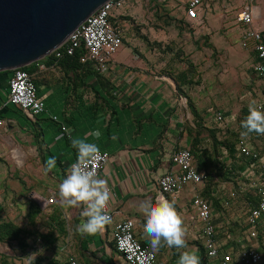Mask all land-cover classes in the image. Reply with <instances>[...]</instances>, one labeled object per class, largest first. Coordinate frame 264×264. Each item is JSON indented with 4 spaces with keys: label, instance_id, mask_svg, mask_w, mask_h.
<instances>
[{
    "label": "crops",
    "instance_id": "1",
    "mask_svg": "<svg viewBox=\"0 0 264 264\" xmlns=\"http://www.w3.org/2000/svg\"><path fill=\"white\" fill-rule=\"evenodd\" d=\"M159 1L165 2L164 7L148 9L149 14L144 11L142 0H125L124 6L114 11L113 21L123 36V44L107 71L97 70L92 63H85L90 70L86 67L69 73L58 64H38L33 76L47 112L36 120L7 104L13 72L0 75V117L5 122L0 130V220L10 219L29 231V255L22 257L15 242L0 244V252L5 253L1 247L10 246L26 263L39 257L44 263L55 259L60 264H70L69 259L74 257L85 264H128L115 246V224L134 218L136 237L150 246L143 233L140 204L163 197L158 180L166 173H178L172 155L188 147L193 152L198 148L209 149L203 155L201 150L197 151L199 155L194 156V164L206 174V181L188 184L176 198L165 196L174 203L183 221L187 247L165 245L156 251L158 260L177 264L182 251H191L199 257L200 264H204V252L205 264H219L218 258L206 254L207 224L200 219L193 202L199 195L210 202L211 223L220 251L230 252L237 260L243 248L253 247L262 253L259 264H264V216L257 226V238L250 235L248 222L250 210L259 200L258 186L264 183V135L253 132L246 138L241 136L245 131L241 121L246 118L244 111L248 112L249 104L255 102L254 106L258 109L262 106L260 110H264V79L254 70L257 60L254 41L245 37L247 27L237 21V14L246 4L243 0H219L228 13L223 16L225 24L235 13L234 34L238 39L234 47L228 46L233 47L231 57L215 58L194 57L201 51V46L194 43V39L202 36L197 28H203V34L209 35L219 47L216 41L219 35L215 32L219 27L208 24L214 0H202L199 17L192 21L185 9L191 0H181L183 6L177 5V0ZM262 2L253 0L249 5L258 13L257 25L264 28ZM158 12L170 17L158 22L145 17ZM190 64L194 65L193 83L184 86L186 96L177 89L173 77ZM210 69L216 71L211 83ZM242 82L244 92L240 90ZM212 83H215L211 86L212 93L215 97L218 94L220 101L208 98ZM190 101L208 128L200 135L191 131L196 123ZM218 111L224 113V122L217 120ZM53 115L59 120H53ZM63 125L67 130L62 129ZM209 129L216 130V138L223 142L216 152H211L213 138ZM97 132L98 137L94 135ZM77 138L110 153L98 178L106 180L111 189L108 205L113 218L111 224L94 235L76 231L86 219L81 216L83 208H64L58 198L60 183L77 160V150L71 143ZM241 140L257 158L241 154ZM53 157L56 166L45 173L46 162ZM32 195L44 200L54 195L57 201L45 210L40 207L42 213L36 224L30 226L28 213L32 201H36ZM6 206L8 214L2 211ZM56 209L60 217L50 218ZM59 221H64L65 231H61ZM50 231L57 240L46 247L38 233Z\"/></svg>",
    "mask_w": 264,
    "mask_h": 264
},
{
    "label": "built area",
    "instance_id": "2",
    "mask_svg": "<svg viewBox=\"0 0 264 264\" xmlns=\"http://www.w3.org/2000/svg\"><path fill=\"white\" fill-rule=\"evenodd\" d=\"M243 1L246 6L237 14V21L247 27L245 37L254 41L257 53L254 70L259 77L264 79V28L257 25L258 13L254 7L249 5L253 0ZM124 4L125 0H109L103 4L69 36L64 44L53 52L55 57L60 59L64 55H74L79 49H83L85 51L82 57L84 63H92L101 72L107 71L123 44V36L115 25L113 16L114 11L122 8ZM202 4V0H191L185 7L186 15L191 21L199 17V8ZM7 104L20 108L31 120H36L38 116L47 112L46 102L38 95L33 75L24 68L13 70L9 80ZM261 107L259 106L260 109ZM216 115L219 122H224L223 112L218 111ZM51 117L55 121L59 120L56 115ZM4 123V119L0 117V130ZM62 129L67 130V126L63 125ZM239 144L242 155L251 159L257 158V155L248 149L244 140H241ZM109 158L108 151L100 150L99 157L89 165L90 169L96 172L97 177L104 170ZM172 160L178 167V173H166L158 180L163 198L166 195L176 198L188 184L197 185L206 181V174L199 171L194 164V154L190 148L183 147L175 151ZM258 190L259 200L257 205L250 210L248 217L250 235L253 238H257V226L264 216V183L258 186ZM32 198L44 210L57 201L54 195L45 200L36 195H32ZM193 202L198 209L200 219L207 224L204 229L205 249L210 258H218L219 264H259L263 255L253 247L243 248L237 260L230 252L222 253L217 242L215 226L211 223L210 202L199 195L194 197ZM106 211L112 219L113 212L110 211L109 205ZM135 228L136 220L126 218L117 222L113 229L116 249L125 261L128 264H165L158 260L156 252H153L149 245L143 244L136 237ZM69 260L70 264H85L74 257Z\"/></svg>",
    "mask_w": 264,
    "mask_h": 264
},
{
    "label": "clouds",
    "instance_id": "3",
    "mask_svg": "<svg viewBox=\"0 0 264 264\" xmlns=\"http://www.w3.org/2000/svg\"><path fill=\"white\" fill-rule=\"evenodd\" d=\"M249 104L248 115L241 121L242 137L250 133L264 135V110ZM97 137L99 133H95ZM72 147L77 150V160L67 172L66 178L59 185L58 198L64 208H83L81 216L84 221L77 226L76 231L81 235H94L102 232L106 225L111 224V216L107 213L111 192L107 181L97 177L89 165L100 155L99 147L86 139H73ZM56 166V159L49 158L45 165V173ZM140 209L144 216L142 225L145 239L153 252L161 247L185 249V229L183 221L176 211L173 202L160 197L156 202L143 201ZM177 264H200L195 252L182 251Z\"/></svg>",
    "mask_w": 264,
    "mask_h": 264
},
{
    "label": "water",
    "instance_id": "4",
    "mask_svg": "<svg viewBox=\"0 0 264 264\" xmlns=\"http://www.w3.org/2000/svg\"><path fill=\"white\" fill-rule=\"evenodd\" d=\"M109 0H0V72L51 54Z\"/></svg>",
    "mask_w": 264,
    "mask_h": 264
},
{
    "label": "trees",
    "instance_id": "5",
    "mask_svg": "<svg viewBox=\"0 0 264 264\" xmlns=\"http://www.w3.org/2000/svg\"><path fill=\"white\" fill-rule=\"evenodd\" d=\"M85 51L83 49H79L76 54L74 55H64L62 58L57 59L54 54H51L50 56L39 60L35 63H32L28 66L23 67L25 70L30 72L32 75L35 73L39 68L38 64L41 62L46 63L47 65H55L56 61L57 64L61 66V69H63L65 72H77L80 69H86V67L90 70L91 67L85 66V63L82 61V57L84 56ZM13 71H3L0 72L1 74H9L12 73ZM194 73V65L190 64L189 68L187 70H184L182 72H179L176 76H174V80L176 81L177 89L180 91V93L184 94L187 96V93L184 89V86H189L190 84L193 83V77L192 74ZM34 77V76H33ZM36 78H34L35 80ZM8 91H9V83H8ZM190 100V99H189ZM190 106L192 107V113L195 117V123L196 127L195 129H192L191 131L195 130V133L200 135L203 130H208V128L204 127L202 120L199 118V112L197 111L195 104L190 101ZM244 115L247 116L248 112L247 110L244 111ZM209 134L212 136V141H213V151L211 152H216L220 146L221 141H218V139L215 136L216 130H210L209 129ZM226 145H231L230 143H225ZM201 150V154L203 155L204 153L208 152L209 149H197V151ZM193 152L194 156L197 155L198 153ZM199 155V154H198ZM57 209L54 210V215H51L50 218L58 219L60 217V214H57ZM42 213L41 208L39 204L36 201H32L30 205V210L28 213V222L30 226L36 224V220L38 219L39 215ZM61 231H65V224L64 221H59ZM29 231L26 229L20 227L17 223L10 219H2L0 220V244H11L13 242L17 243V246L19 250L22 252V257H26L29 255L28 253V239H27V234ZM38 238L44 243V246L46 247H51L57 240V237L55 233L52 231L48 233H38ZM207 254V252H206ZM204 264L206 262L205 258V252L203 253V258H202ZM0 264H17L15 261H11L10 257L7 256L5 253L0 252ZM25 264H60L58 263L57 260L51 259L50 261L44 263L43 260L39 257L33 258L29 260L28 263Z\"/></svg>",
    "mask_w": 264,
    "mask_h": 264
},
{
    "label": "rangeland",
    "instance_id": "6",
    "mask_svg": "<svg viewBox=\"0 0 264 264\" xmlns=\"http://www.w3.org/2000/svg\"><path fill=\"white\" fill-rule=\"evenodd\" d=\"M183 1L186 2L188 0H183ZM177 3H178L177 5L183 6L181 0H177ZM213 3L215 5H213ZM213 3H211V7H210L211 9L209 11L210 15H209L208 24L212 23L213 25H217L216 27H219V30L217 29L215 31L218 33L217 35H219V38L216 39L219 47H217L214 44L212 38L209 35L203 34V28H200V29L197 28V30L194 28L197 31L198 35H202V36H199L198 39H194V43L197 44L198 46H201V51L197 52L196 56H194V57H215V58L216 57H231L230 56L231 51H232L234 45L236 44L235 41L238 39V37L234 34L235 33V27H236L235 22H234L235 21V18H234L235 13H232L233 16H230L228 24H225V22H224L225 19L223 16L224 15L226 16V14L228 15L226 8L222 5V2L219 0H214ZM164 4H165V2H161L159 0H142L143 9L148 14L151 13V10H148V9L161 8V7H164ZM262 6L264 8V2H262ZM148 14L145 15L147 20H152L154 22L163 21L164 17H170L169 15H165L162 12H158L156 14H151V15H148ZM159 16L162 17V19H160ZM183 17H185V16H183ZM223 44H224V46H223ZM230 45H233V47H228ZM214 75H216V71L213 69H210L209 75H208L210 83H211V80H212ZM242 85H243V82L240 83V90H243V92H244V87ZM211 86L214 87L215 83L214 84L212 83L210 85V91H209L210 94H209L208 98L209 99L212 98V100L215 102H217V100L220 101L221 100L220 96L218 94H216V97H215V94L212 93L213 89L211 90ZM215 88H217V87H215ZM243 94H241V97L243 96ZM242 106H243V101L240 102V109L244 108ZM240 112H242V111H240ZM2 211H4L6 214H8L7 212L9 211V207L8 206L2 207ZM1 250H3L5 253H7L6 255L10 257L11 261H13V262L15 261L17 264H25L26 263V260L22 259L19 255L14 254L15 252L12 249V247L4 246V247H1Z\"/></svg>",
    "mask_w": 264,
    "mask_h": 264
}]
</instances>
